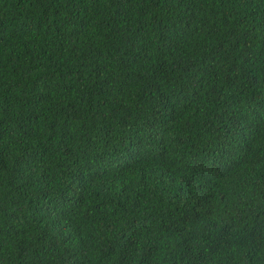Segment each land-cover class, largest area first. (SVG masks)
<instances>
[{
    "label": "trees",
    "instance_id": "16d2710c",
    "mask_svg": "<svg viewBox=\"0 0 264 264\" xmlns=\"http://www.w3.org/2000/svg\"><path fill=\"white\" fill-rule=\"evenodd\" d=\"M0 264H264V0H0Z\"/></svg>",
    "mask_w": 264,
    "mask_h": 264
}]
</instances>
